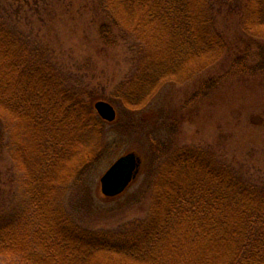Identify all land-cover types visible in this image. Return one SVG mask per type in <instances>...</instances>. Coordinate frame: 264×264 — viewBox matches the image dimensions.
Listing matches in <instances>:
<instances>
[{
	"label": "trees",
	"instance_id": "1",
	"mask_svg": "<svg viewBox=\"0 0 264 264\" xmlns=\"http://www.w3.org/2000/svg\"><path fill=\"white\" fill-rule=\"evenodd\" d=\"M100 3L103 47L134 41L155 67L127 84L123 97L133 113L148 106L158 85L180 80L193 63L201 74L230 61L224 75L202 81L199 98L230 76L264 75V0ZM7 13L0 4V150L14 124L17 161L31 172L25 202L13 215L0 206V264H264V181L202 152L183 149L161 167L151 213L139 231H87L62 200L53 201V186L67 192L71 183L82 185L101 159L104 147L93 154L86 146L111 125L93 105L106 99L69 89L46 56H36L14 36ZM232 23L239 27L233 32ZM78 162L74 181L60 184Z\"/></svg>",
	"mask_w": 264,
	"mask_h": 264
},
{
	"label": "rangeland",
	"instance_id": "2",
	"mask_svg": "<svg viewBox=\"0 0 264 264\" xmlns=\"http://www.w3.org/2000/svg\"><path fill=\"white\" fill-rule=\"evenodd\" d=\"M0 4L8 11L5 19L17 33L14 36L25 39L36 56H46L69 89H85L106 99L99 101L114 99L109 103L120 121L108 125L103 136L93 134L92 140L89 137L92 143L85 144L87 151L93 148V154L97 146L104 147L101 159L83 176L82 185L71 183L67 192H58L56 186L52 189L53 201L62 200L63 208L80 227L104 234L139 231L151 213L161 167L183 149L205 153L254 181H264V75L230 76L199 98L196 94L202 81L224 75L230 61L224 58L220 70L216 67L201 74L193 63L184 76L180 73V80L172 77L175 79L158 85L154 97L146 101H150L148 106L133 113L123 97L127 84L138 83L155 67L134 41H120L114 49L103 47L98 36V26L104 21L100 0H0ZM237 28V24H229L231 32ZM168 73L170 77L175 72ZM134 83L130 85L139 86ZM13 125L0 150V206L9 215L25 202L24 184L31 172L17 161ZM130 152L141 159L136 180L123 195L105 198L101 177ZM80 165L78 162L68 175L62 174L59 183L74 181ZM54 178L53 174L50 181Z\"/></svg>",
	"mask_w": 264,
	"mask_h": 264
},
{
	"label": "water",
	"instance_id": "3",
	"mask_svg": "<svg viewBox=\"0 0 264 264\" xmlns=\"http://www.w3.org/2000/svg\"><path fill=\"white\" fill-rule=\"evenodd\" d=\"M94 110L105 122L111 124L118 118L113 104L106 101L94 103ZM141 167V159L135 152H130L117 159L101 177V192L105 198L112 199L123 195L136 180Z\"/></svg>",
	"mask_w": 264,
	"mask_h": 264
}]
</instances>
